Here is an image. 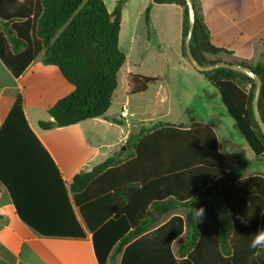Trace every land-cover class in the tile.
Listing matches in <instances>:
<instances>
[{"label":"trees","instance_id":"obj_1","mask_svg":"<svg viewBox=\"0 0 264 264\" xmlns=\"http://www.w3.org/2000/svg\"><path fill=\"white\" fill-rule=\"evenodd\" d=\"M194 2L192 52L202 66H212L222 62L215 57L232 52L213 44ZM154 4L183 8L182 55L187 59L186 1L152 0L145 13L147 22ZM123 7L119 2L109 13L103 0H0V59L11 74L19 78L45 52L44 63L58 67L75 87L49 110L60 128L107 116L126 62L120 48ZM239 65L252 68L263 81L259 107L264 120V60L255 66ZM203 74L218 90L253 153L264 156V135L253 111L255 81L230 70ZM128 81L130 94L140 95L160 79L131 74ZM40 126L49 130L52 122ZM151 131L129 139L135 150L130 158H110L90 172L77 174L71 186L91 228L105 226L110 238L121 233L111 263L117 264L125 248L165 215L186 207L188 241L180 248L186 264H264V246H250L255 233L264 229V177L237 178L234 160L220 151L217 134L205 123L196 122L188 130L157 124ZM29 175L47 179L29 182L25 179ZM0 180L21 215L27 184L47 183L54 188L56 180L61 181L56 165L28 127L20 98L0 130ZM200 207L205 215L198 222L193 208Z\"/></svg>","mask_w":264,"mask_h":264},{"label":"crops","instance_id":"obj_2","mask_svg":"<svg viewBox=\"0 0 264 264\" xmlns=\"http://www.w3.org/2000/svg\"><path fill=\"white\" fill-rule=\"evenodd\" d=\"M103 1L109 13L114 12L119 2L124 3L120 48L126 55L106 117L69 127L42 129L41 122L54 123L49 110L72 94L75 87L58 67L44 63L45 52L38 55L19 78H15L0 59V130L20 98L21 111L30 131L49 154L61 179L56 180L55 189L47 183L27 184L22 197V215L0 180V264H112L110 258L121 233L110 238L111 232L105 226L91 228L74 201L71 186L77 174L90 172L110 158L116 157L119 161L130 158L135 150L133 143H128L129 139L150 134L157 124L188 130L196 122L205 123L217 134L220 151L234 160L237 178L264 177V173L241 174L238 149L221 138V134H227L224 120L211 113L205 119L193 118L184 124L180 116L168 111L161 121L149 128L134 124L137 111L129 109L133 95L129 92L128 78L131 74L148 76L140 68L153 48L152 31L161 37V47L168 48L169 56L161 57L159 66L168 77L162 80L158 77L159 87L155 88L157 83L151 85L141 96L154 89L163 104L167 101L164 87L180 83V70L189 72L193 67L182 55L183 8L154 4L147 22L145 13L152 0ZM195 1L213 44L232 52L223 53L230 57L229 62L255 66L264 60V0ZM169 38H173L171 42ZM124 105L128 108V119L121 117ZM25 179L39 182L47 178L29 175ZM188 211L186 207H179L165 215L154 229L125 248L117 264H186L180 248L188 241L185 223ZM175 217L183 219V223H173L171 220Z\"/></svg>","mask_w":264,"mask_h":264},{"label":"rangeland","instance_id":"obj_3","mask_svg":"<svg viewBox=\"0 0 264 264\" xmlns=\"http://www.w3.org/2000/svg\"><path fill=\"white\" fill-rule=\"evenodd\" d=\"M152 51L148 53L146 61L141 64L140 71L147 73L151 77H159L161 80L168 77L163 74L164 70L160 68L161 57L169 56L168 48L161 47V37H157L152 31L151 35ZM173 38H169L171 42ZM215 59L231 63L230 57L220 54ZM182 80L180 83L165 86L163 94L167 96V101L163 104L156 97V92L151 89L146 95H133L132 104H129L131 111H137L134 118L136 126H145L147 128L161 121L165 112H171L174 116H180L184 124L190 123L193 118H203L209 113L217 118L223 119L227 134H221L231 142L239 153L240 172L242 175L251 173H264V157L258 158L250 149L242 135L234 125V120L230 117L221 101V96L207 77L198 72L195 68L190 67V71L180 70ZM161 82V81H160ZM159 87L157 83L156 89ZM187 110V113L184 112ZM139 121H143L140 124Z\"/></svg>","mask_w":264,"mask_h":264},{"label":"water","instance_id":"obj_4","mask_svg":"<svg viewBox=\"0 0 264 264\" xmlns=\"http://www.w3.org/2000/svg\"><path fill=\"white\" fill-rule=\"evenodd\" d=\"M189 12V30L188 35L185 40V52L187 55L188 61L191 63V65L200 73H210L217 70H230L238 73H242L251 79L255 81L256 87L254 92V98H253V111L254 116L256 119V122L262 131L264 135V120L262 118L261 112H260V98H261V91L263 87V81L259 75H257L252 68L248 66H243L239 64H233V63H227V62H219L212 66H202L195 58L193 52H192V38L194 34L195 24H196V9H195V2L194 0H185ZM53 127L58 128L59 124L54 122L52 124Z\"/></svg>","mask_w":264,"mask_h":264},{"label":"clouds","instance_id":"obj_5","mask_svg":"<svg viewBox=\"0 0 264 264\" xmlns=\"http://www.w3.org/2000/svg\"><path fill=\"white\" fill-rule=\"evenodd\" d=\"M193 212H194V218L198 222H200L205 215V209L203 207H200L198 209L193 208ZM250 246L254 249L260 246H264V229L255 233L254 239L251 242Z\"/></svg>","mask_w":264,"mask_h":264},{"label":"built area","instance_id":"obj_6","mask_svg":"<svg viewBox=\"0 0 264 264\" xmlns=\"http://www.w3.org/2000/svg\"><path fill=\"white\" fill-rule=\"evenodd\" d=\"M121 117L123 119H128L129 113H128V108L126 105L123 106L122 112H121Z\"/></svg>","mask_w":264,"mask_h":264}]
</instances>
